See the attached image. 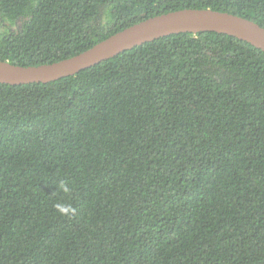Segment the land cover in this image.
I'll return each instance as SVG.
<instances>
[{
	"label": "trees",
	"instance_id": "16d2710c",
	"mask_svg": "<svg viewBox=\"0 0 264 264\" xmlns=\"http://www.w3.org/2000/svg\"><path fill=\"white\" fill-rule=\"evenodd\" d=\"M188 7L264 27V0H0V60L52 63ZM0 264H264V51L180 32L0 83Z\"/></svg>",
	"mask_w": 264,
	"mask_h": 264
},
{
	"label": "water",
	"instance_id": "95a60500",
	"mask_svg": "<svg viewBox=\"0 0 264 264\" xmlns=\"http://www.w3.org/2000/svg\"><path fill=\"white\" fill-rule=\"evenodd\" d=\"M201 31L226 33L264 51V27L256 21L227 11L188 7L143 19L74 56L52 63L25 66L0 60V83L50 82L162 36Z\"/></svg>",
	"mask_w": 264,
	"mask_h": 264
},
{
	"label": "clouds",
	"instance_id": "9594fccd",
	"mask_svg": "<svg viewBox=\"0 0 264 264\" xmlns=\"http://www.w3.org/2000/svg\"><path fill=\"white\" fill-rule=\"evenodd\" d=\"M60 187L65 192L69 191V188L65 184H61ZM56 207H57L58 211H60L62 214H66L68 212V209L66 207H64L63 205H61V204H57Z\"/></svg>",
	"mask_w": 264,
	"mask_h": 264
}]
</instances>
